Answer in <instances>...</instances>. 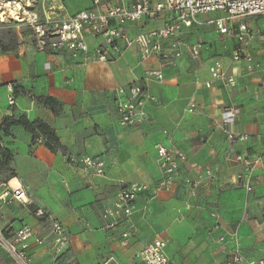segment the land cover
<instances>
[{
    "label": "crops",
    "instance_id": "1",
    "mask_svg": "<svg viewBox=\"0 0 264 264\" xmlns=\"http://www.w3.org/2000/svg\"><path fill=\"white\" fill-rule=\"evenodd\" d=\"M54 2L67 16L94 5L93 0ZM224 17L223 11L202 14L187 27L181 37L184 42L209 47L198 59L185 53L177 65L166 68L160 81L144 80L150 63H140L136 44L112 61L90 63H84L81 54L51 52L27 39L0 49V123L5 116L21 114L31 121L44 120L64 147L55 152L44 139L33 142V134L21 125H13L8 135L0 131V146L11 151L15 172L7 182L13 187L23 185L28 196V203L15 201L4 207L2 226L14 230L29 223L44 232L50 218L62 221L71 236L63 259L78 264H145L139 260L140 252L155 238L167 240L170 264H224L231 246L213 241L208 231L215 223V212L228 234H236L244 257L240 264H264V184L252 192L234 184V176L242 170L234 160L236 153L261 155L254 175L264 178V73L249 71L245 60L233 61L239 41L211 23ZM168 18L144 17L128 23L127 31L136 34ZM233 22L248 24L252 39L247 50L263 66L264 15H246ZM98 41L89 39L91 47ZM218 60L227 75L236 77L234 87L210 75L209 66ZM157 63L154 58L151 66ZM130 83L142 85L152 98L146 124L126 128L119 124L116 97L118 87ZM8 86L25 93L29 112L8 104ZM45 97L57 104L44 103ZM193 99L197 107L187 112ZM227 107L239 108L228 129L248 136L234 145L227 140L223 124ZM162 142L180 147L188 160L172 189L157 195L148 189L138 196L132 216L138 235L123 246L124 226L103 229L101 212L116 202L122 186L161 178L155 146ZM88 154L106 160L105 175L83 173L78 159ZM207 169L214 177L207 176ZM199 178L205 179L202 191L190 198L188 183ZM37 209L47 215L37 217ZM30 252L34 264H51L48 249L33 245ZM0 257L8 263L5 253Z\"/></svg>",
    "mask_w": 264,
    "mask_h": 264
},
{
    "label": "built area",
    "instance_id": "2",
    "mask_svg": "<svg viewBox=\"0 0 264 264\" xmlns=\"http://www.w3.org/2000/svg\"><path fill=\"white\" fill-rule=\"evenodd\" d=\"M32 1L41 0H0V23L6 24L9 17L13 18L12 15H5L6 19H4L2 15V9L9 10L6 4L12 3L18 14L26 18L24 22H28L34 29L36 44L39 47L51 52L67 51L73 57L81 54L84 57V63L112 61L130 45L136 44L140 63H150L146 68L144 78L146 81L163 80L166 68L177 65L185 53L190 54L193 59L200 58L203 49L209 46L201 42L186 43L181 38L182 33L187 27L198 22L202 14L223 11L226 17L211 20V23L216 24L222 34H227L239 41V46L233 51V61L245 60L249 71L258 70L264 73V65L262 66L247 50L252 39V30L246 23L236 25L233 22L246 15H264V0H132L129 3L125 0H115L116 2L93 0L92 7L68 14V16L62 12L63 7L56 5L52 0H43L38 11L31 10L29 7ZM46 2H48L47 5ZM17 3H21L22 8L17 9ZM167 16H169L168 20L157 27L136 34L127 31L128 23L137 22L144 17L157 19ZM89 39L99 41L91 47ZM154 58L158 60V63L156 66H151ZM209 71L213 78H221L232 87L237 84L236 77L227 75L219 60L209 66ZM206 84L211 85L208 81ZM7 89L8 104L21 107L25 113L29 112L30 105L24 104L25 93H18L13 86H8ZM151 98L140 84L130 83L119 86L116 97L119 124L126 128L146 124L150 118L147 105ZM196 107L197 102L194 99L191 100L187 112L194 111ZM238 112V107H227L223 110L226 138L232 145L248 138L246 134L235 133L228 129ZM155 147L161 178L153 183L133 181L122 186L116 202L104 206L101 212L103 229L114 230L121 225L124 226V229L120 231V244L123 246H128L138 235V226L132 219L138 196L148 189L155 195L163 190L172 189L181 165L188 160L185 152L174 144L162 142L157 143ZM234 156V160L242 164L241 172L234 176L235 186L252 192L258 184H264V178L254 175V169L262 161L261 155L250 157L243 153H236ZM78 161L84 174L105 175L106 160L88 154L80 157ZM206 172L208 177L215 175L210 169ZM204 182V178H199L188 183L190 198L197 197L201 193ZM0 187V250L7 255V264H34V257L30 252L33 245L48 249L52 259L51 264H78L72 258L68 261L63 259L70 247L71 236L69 229L62 221L50 218V224L44 232H39L35 225L29 223L22 224L14 230L3 227L1 220L4 207L15 201L28 203V196L23 185L13 187L8 182H0ZM186 206L191 208L193 205L187 201ZM35 214L39 218H44L47 212L37 209ZM212 215L216 220L208 229L210 238L231 246L224 264H240L244 257L237 243L236 234L229 235L220 221V216L215 212ZM139 260L145 264H170L167 240L163 238L152 240L141 250Z\"/></svg>",
    "mask_w": 264,
    "mask_h": 264
},
{
    "label": "trees",
    "instance_id": "3",
    "mask_svg": "<svg viewBox=\"0 0 264 264\" xmlns=\"http://www.w3.org/2000/svg\"><path fill=\"white\" fill-rule=\"evenodd\" d=\"M5 49L8 48H3V50ZM42 100L44 103L49 104L51 107H54L57 104V101L51 97H45L42 98ZM3 119V122L0 123V131H2L6 135L10 134L13 125H21L27 131L33 134V142H39V139H44L45 145L55 152L58 151V149L64 148L60 142L58 133L55 132V130H53L52 127L44 120L31 121L29 118H26V115L24 114H21L19 116H5ZM11 161V151L0 146V182H7L8 179L14 177L15 172L11 168ZM5 169L10 171L11 173L9 175H5L4 178H2L1 173ZM0 264H6V260L0 257Z\"/></svg>",
    "mask_w": 264,
    "mask_h": 264
},
{
    "label": "rangeland",
    "instance_id": "4",
    "mask_svg": "<svg viewBox=\"0 0 264 264\" xmlns=\"http://www.w3.org/2000/svg\"><path fill=\"white\" fill-rule=\"evenodd\" d=\"M42 3L43 0L39 2L32 1V4L29 8L31 10L38 11L41 8ZM45 4L47 5L48 2H46ZM25 39L34 43H36L37 41L34 29H32L28 22L20 24L14 18L9 17V20L6 24L0 23V49L9 48L10 46L16 44L18 41ZM10 173V171L5 169L1 173V177L4 178L5 175H9ZM0 254H2L1 250Z\"/></svg>",
    "mask_w": 264,
    "mask_h": 264
},
{
    "label": "bare ground",
    "instance_id": "5",
    "mask_svg": "<svg viewBox=\"0 0 264 264\" xmlns=\"http://www.w3.org/2000/svg\"><path fill=\"white\" fill-rule=\"evenodd\" d=\"M13 4L12 3H8V4H6V7H7V9H9V10H6V8L5 9H2V15H3V17H4V19H6L5 18V15H12L13 16V18H15L18 22H20V23H23L24 21H26V18H23L22 16H20L19 14H18V11L16 10V9H14L13 8V6H12ZM16 8L18 9V8H22V5H21V3L19 4V3H17L16 4Z\"/></svg>",
    "mask_w": 264,
    "mask_h": 264
}]
</instances>
